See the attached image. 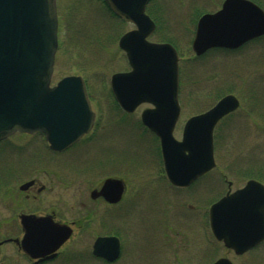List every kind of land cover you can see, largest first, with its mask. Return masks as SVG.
<instances>
[{
  "label": "rangeland",
  "instance_id": "obj_1",
  "mask_svg": "<svg viewBox=\"0 0 264 264\" xmlns=\"http://www.w3.org/2000/svg\"><path fill=\"white\" fill-rule=\"evenodd\" d=\"M222 1L152 0L148 12L156 19L158 28L149 39H169L180 53L181 114L174 130L177 139H181L183 127L191 116L208 110L221 96L233 93L240 99V107L216 128V168L212 174L217 176L219 171H224L235 188L239 181L240 184L246 181L251 172H257L260 179H264V37L245 44L240 48V55L215 53L196 58L191 43L197 21L202 14L218 9ZM253 1L264 8V0ZM57 6L59 48L51 83L54 85L67 75L83 76L98 121L104 124L102 129L96 126L81 145L64 153L68 174L65 218L76 219L82 209L81 202L87 207L86 213L99 212L90 191L110 169L116 168L118 174L127 175L132 198L127 208L121 206L114 210V228L104 227L102 218L91 221L93 215L83 229L76 228L62 248L66 264H109L91 254L95 236L105 231L116 232L122 239L121 257L112 264H210L219 256L227 255V250L209 237L203 224L196 231L192 227L185 228L191 225L190 221L180 223L182 229L177 226L176 234L163 231L158 225V203L150 205L154 200L146 198L145 175L154 176L161 170L160 140L141 123V113L150 105L142 104L134 112L126 113L114 103L110 86L114 73L130 68L118 43L134 25L111 16L101 0H57ZM7 142L14 147L10 146L11 151L6 152L17 154L23 163L33 156L40 159L53 155L41 134L15 133ZM110 146H115V158L108 162L101 149ZM61 158L52 157L46 165L49 169L55 166L58 169ZM25 174H29V170ZM201 185L203 187L191 189L195 195L181 193L179 202L183 208L188 203L196 206L191 214L197 220L203 216L207 203L204 197L211 195V201H215L227 190V185L221 182H213L207 191L201 190L205 189L204 181ZM192 224L197 227L199 223L193 221ZM228 256L236 264H264V243L254 253ZM5 260L6 264H15L14 257ZM53 264L63 263L60 259Z\"/></svg>",
  "mask_w": 264,
  "mask_h": 264
},
{
  "label": "water",
  "instance_id": "obj_2",
  "mask_svg": "<svg viewBox=\"0 0 264 264\" xmlns=\"http://www.w3.org/2000/svg\"><path fill=\"white\" fill-rule=\"evenodd\" d=\"M151 0H104L111 11L135 27L119 38L130 69L111 76L110 86L127 113L149 104L141 122L160 140L168 179L189 186L216 167L214 129L226 115L240 107L228 93L208 110L191 116L182 138L174 136L180 118L179 53L170 42L151 41L157 25L147 13ZM57 0H0V141L16 132L44 134L54 151H63L89 133L95 112L81 75H67L52 85L59 39ZM264 35V8L253 0H224L213 13L197 21L192 50L199 56L213 47L237 48ZM119 179H107L92 198L110 202L123 193ZM240 213V215H239ZM214 237L237 254L264 240V185L250 179L245 187L220 198L211 207ZM23 250L32 258L57 250L73 229L45 217L22 216ZM93 255L114 262L121 255L118 236H100ZM212 264H233L226 257Z\"/></svg>",
  "mask_w": 264,
  "mask_h": 264
},
{
  "label": "flooded vegetation",
  "instance_id": "obj_3",
  "mask_svg": "<svg viewBox=\"0 0 264 264\" xmlns=\"http://www.w3.org/2000/svg\"><path fill=\"white\" fill-rule=\"evenodd\" d=\"M223 2L224 0L222 1L218 9L209 13H213L219 10L222 7ZM259 38L250 40L248 42L258 40ZM244 45L239 46L237 48L213 47L207 50L203 55H199V56L195 54L194 55L196 58H202L205 55L207 56L215 53H236L240 55V48H242ZM89 97L92 101L91 95H89ZM119 109L122 110L121 108ZM231 114L232 113L224 116L216 124L214 129V143L216 141L215 140L216 128L220 123H222L223 120H225ZM96 126H102L101 127L102 129L104 127V124L98 121V114L95 111V121L89 133H91L96 128ZM88 134L84 135L78 142H76L75 144H73L72 146L61 152L52 150L48 144L50 150L53 151V155L48 154L44 158L43 156H41L40 159L39 158L37 159L36 156H33L35 158L32 157V159L25 161L24 163L23 161H21L22 159H20V157L17 154H10L6 152V151H11L10 148L11 145L9 144V142H7L11 136L0 141V148L2 149V152L0 153V264H6L5 258L7 259L10 257H14L15 264H53L60 259L62 260L63 264H66V261L63 256L64 253L62 248L66 244V242L71 239L76 228L83 229L85 224L87 225L90 223L89 222V220L91 219L90 215H93V219L91 221L97 220L98 218L100 219L102 218L103 226L106 227V225H108L110 230L114 228L113 225L116 219L114 210L121 206L127 208L129 205H131L132 198L130 197V189H129L130 182L127 178V175L118 174L115 168V169H110L108 171L109 172L108 175L103 179H101L100 181H98L96 186H94L90 191L91 199L93 200L95 205L100 208L99 212L92 213L89 211L86 213L85 210L87 207L85 206L84 202H81L82 209L78 212L79 216L72 221H69L65 218L67 211L68 174L66 170L67 158L64 156V153H68L73 148L85 142V138L87 137ZM41 135L44 136L43 134ZM159 146H160V141H159ZM11 147H14V145ZM102 149H101V153L104 158L106 157V161L111 162L112 160H114L115 152H113V150H115V146H110V148L108 149L104 147L103 152ZM159 151H160L159 163H161V170L157 171V173L154 176L151 174H149V176L148 174L145 175L144 180L146 186L144 187V190L147 193L146 195L147 200H154L150 203V205L158 203L157 216H159L160 219V223L158 219V225H161L163 227V231L167 230V232L176 234L178 233V231L176 230L177 226L179 227L180 223L187 222L188 224L189 221L191 225L189 226L187 225L188 227L185 228L190 229L189 227H192V230L196 231V229L200 227V224H203V228L205 227V229H208L209 237L211 239H214L217 244L223 246L227 250L226 251L228 253L227 255L219 256L216 260L222 257H226L230 259L233 264H236L235 261L231 259L228 255H233L234 257H240L248 253H254V251H256V249L264 243L263 240L260 244L253 247L244 254L242 255L237 254L233 249L226 247L223 241L217 240L214 237L211 227V218H210L212 205L215 202H217L220 198L227 195L228 192L232 193L236 190H240L241 188L245 187V185L250 179H255L264 185V179H260V175H258L257 172H253V174L251 172V175H249V178L246 181H244L242 184H240L239 181L238 185L235 188H233L234 182L228 179V174L225 173L224 171H219L220 173L218 172L219 174L217 176H212L213 172L215 171L214 168L206 172L202 176L198 177L189 186L180 187L174 185L168 179L164 166L163 157L161 154V146ZM56 156L62 157L60 160L61 162L59 165L60 167H58L57 169L55 166V169L53 168L49 169L48 166L46 165L47 162H51L52 157H56ZM27 170H29V174H25ZM25 175L27 177L24 178ZM22 177L24 179H22ZM213 177L217 179L213 180ZM109 178L119 179L122 181L124 189L121 198L116 202H110L106 200V198L102 195H99L96 198H92L91 196L92 191L93 190L99 191L102 188L104 182ZM239 179H240V171H239ZM203 181L205 186V189H201L203 191H207L208 188L213 185V182L216 183L221 182L223 183V185L226 184L227 190L223 195H221L215 201H211L212 200L210 199L211 195L209 196L207 194V196L204 197V201L207 202L209 205L207 206L206 205L207 203H205L203 207L204 210L203 216H201L200 220H197V218H195L191 214V212H193L197 207L191 203H188V205L184 208L180 206L179 205V202L181 201L180 194L183 193L184 195H186L187 192L192 193L191 189H193V187H197V186L198 188L203 187L201 185ZM201 190L200 189L198 190L199 196L201 194ZM200 203H202V200L200 201ZM25 215L50 218L56 223L67 224L73 229L72 236L57 250L56 256L49 258L51 254H46L41 258L34 259L30 255H28L22 248V239L25 235V230L22 223V216ZM193 221L195 223H199L196 224L197 227L192 224ZM179 228L182 229V225ZM109 232L105 231L104 233L97 234L95 236L93 244L95 240L100 236H112V235L117 236L116 232L113 233H109ZM119 239L121 242V254H122V247H123L122 239L121 237H119ZM93 244L91 250L92 255H93L92 252ZM96 259H99L100 261L109 264L115 263L117 261L116 260L114 262H107L99 257H96ZM216 260L212 261L210 264H212Z\"/></svg>",
  "mask_w": 264,
  "mask_h": 264
},
{
  "label": "trees",
  "instance_id": "obj_4",
  "mask_svg": "<svg viewBox=\"0 0 264 264\" xmlns=\"http://www.w3.org/2000/svg\"><path fill=\"white\" fill-rule=\"evenodd\" d=\"M102 3L104 4V7L107 9V11L110 13L111 16L117 18L118 20L121 21V19H119L111 10L110 8L104 3V1H102ZM152 16V15H151ZM155 19V18H154ZM156 21V19H155ZM157 22V21H156ZM158 25V24H157ZM162 41H171L169 39H162ZM88 85V84H87ZM88 90H89V86H88ZM89 93H90V90H89ZM114 103H116V101L114 100ZM117 107L119 108L118 104L116 103Z\"/></svg>",
  "mask_w": 264,
  "mask_h": 264
}]
</instances>
